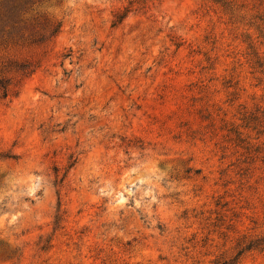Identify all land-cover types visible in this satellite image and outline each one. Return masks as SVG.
<instances>
[{
    "label": "rangeland",
    "instance_id": "obj_1",
    "mask_svg": "<svg viewBox=\"0 0 264 264\" xmlns=\"http://www.w3.org/2000/svg\"><path fill=\"white\" fill-rule=\"evenodd\" d=\"M247 244L264 264V0H0V264Z\"/></svg>",
    "mask_w": 264,
    "mask_h": 264
},
{
    "label": "trees",
    "instance_id": "obj_2",
    "mask_svg": "<svg viewBox=\"0 0 264 264\" xmlns=\"http://www.w3.org/2000/svg\"><path fill=\"white\" fill-rule=\"evenodd\" d=\"M240 246V245H239ZM252 248L251 244H247L241 247H238L237 255L234 257L226 258V257H219L212 261L210 264H239V260L244 254L245 251L250 250Z\"/></svg>",
    "mask_w": 264,
    "mask_h": 264
}]
</instances>
